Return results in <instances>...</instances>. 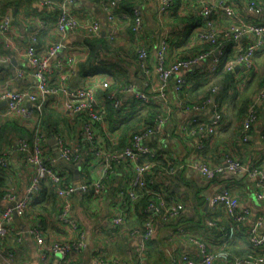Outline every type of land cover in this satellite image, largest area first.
Here are the masks:
<instances>
[{"label":"built area","instance_id":"obj_1","mask_svg":"<svg viewBox=\"0 0 264 264\" xmlns=\"http://www.w3.org/2000/svg\"><path fill=\"white\" fill-rule=\"evenodd\" d=\"M77 1L34 0L44 11L40 17L23 16L24 23L34 24L23 45L15 42L11 9L0 12V46L11 52L10 55L0 53V69L12 70L11 76H3V71L0 72V124L17 118L25 123L33 121L34 125L30 127L33 129L30 140L17 139L15 145L6 149L0 157V167L7 171L10 170L9 158L12 155L20 156L30 173L23 194L9 190L0 197V264H17L25 236L36 245L38 264H76L87 252V235L78 220L71 215L72 198L75 193L91 195L93 203H98L108 194L112 180L118 176L123 180L118 194L122 203L110 222L113 230L120 234L125 233L129 239L135 240L137 257L134 260L125 255L110 257L104 254V247L99 243L91 251L94 264H143L142 254L146 243L155 235L157 219L170 224L179 218L184 210L183 203H167V196L163 191L150 193L147 187L148 184H158L160 178L177 177L186 169L205 182L225 173L241 174L250 181L255 200L263 203L264 166L258 163L264 162V158L260 162L248 164L231 156L225 157L219 165H210L198 158L174 163L161 146L157 144V148L155 147L153 140H161L169 122L168 111L161 108L158 100L166 99L171 80L175 105L179 109L191 113H202L208 108L212 111L210 120L197 127L202 137L206 139L217 133L222 123L219 105L213 97L187 105L183 89L188 87V81L181 73L190 74L195 67L209 61L208 69L203 72L207 78L214 79L215 73L219 72H233L241 75L243 85L247 83L255 70L256 54L264 50V0H240L241 7L234 0H193L199 21L191 30L190 41L198 45L209 44L212 47L209 50L169 62V44L166 39L159 42L152 60L149 59V51L137 45L134 62L140 76L144 78L145 88L137 90L134 85L127 83L122 91L131 95L140 108L151 106L157 110V114L150 125H143L138 131L130 132L120 149H114L119 143L118 136L106 135L109 142L106 147L103 139L96 134V129L102 131L103 136L107 133L108 107L120 109L121 101L117 96L119 92L111 90L101 99L97 90H108L111 80L106 74L99 73L81 78L80 64L85 63L91 54L86 40L103 38L108 44H114L126 37L128 29L138 39L145 19L142 8L148 0H140L130 12L122 9L123 0H91L96 3L103 16L104 30L96 13L79 14L74 10ZM174 5L175 0H158L159 16L171 13ZM243 7L262 19L263 23L244 18L241 12ZM51 16L54 18L53 23L47 21ZM51 27L54 31L47 41V32ZM69 36L81 37V41L67 43ZM41 40L44 41L43 45H39ZM219 40L220 43L232 41L223 62L221 58L225 50L220 46ZM115 55L121 56L120 53ZM235 68H238L237 72ZM152 70L160 82L157 88H153L150 81ZM72 79L84 81L73 87L70 86ZM28 81L33 82L31 87L14 89L15 82L26 84ZM210 91L215 93L217 87H212ZM263 104L264 85L251 97L247 112L241 120L240 138L243 143L250 141L252 126L259 118V110ZM46 109L66 114L79 129L75 137L80 143L70 144L62 134V126L56 127L52 138L55 140L54 146L59 158L68 164L77 165L78 168L83 164L91 169L95 178L75 185L67 182L64 172L56 169L58 160L55 153L54 156L49 153L51 146L44 132ZM180 129L184 132L187 127ZM201 148L202 144H199V149ZM158 158L167 161V166L159 172L153 168ZM117 168L126 171H122L121 175ZM128 172L130 175H126ZM43 180L53 186L57 198V209L51 218L56 236L51 241L47 240V221L43 223L30 212L32 202L39 196ZM145 190L153 196L146 209L147 216L141 227L129 228L126 224L130 211L134 209L136 194ZM209 205L213 211L221 209L229 222L227 231L217 229L220 234L219 248L215 251L209 250L205 242L192 238L186 231L169 229L170 240L184 235L190 236L189 242L198 252L197 259H194L192 252L173 253L167 250L169 264H264V233L258 229L241 234L252 253L231 256L227 249L228 243L240 233L239 227L247 222L250 210L240 206L229 188L212 197ZM16 218L27 222L25 231L17 227ZM206 226L216 228V221L208 219ZM6 241L11 242L13 249L3 247Z\"/></svg>","mask_w":264,"mask_h":264},{"label":"crops","instance_id":"obj_2","mask_svg":"<svg viewBox=\"0 0 264 264\" xmlns=\"http://www.w3.org/2000/svg\"><path fill=\"white\" fill-rule=\"evenodd\" d=\"M139 2L140 0H126L127 9L131 3ZM240 5V0H234ZM242 4V3H241ZM128 5V6H127ZM13 14L15 20L13 22V31L15 33V41L17 44L26 43V37L33 29L34 24H26L22 21L24 15L28 16H41L43 15V9L39 7L34 0H19L18 3H12ZM241 7V5H240ZM98 6L91 0H78L74 5V10L79 14L85 12H94L102 24L104 30L105 22L103 16L98 10ZM143 15L145 16L143 26L138 35V39H135L133 33L129 30L126 37L119 42L111 44L113 47L121 49V56H101V66L97 73L106 74L111 80V86L108 90H97V94L101 99L111 90H118V98L121 101V107L119 110L109 108L107 133L103 136L102 131L96 129V134L99 138L103 139L108 145L106 135H116L123 143L126 141L128 134L123 131L122 123H129L133 126L134 117L142 114L139 107V103L129 94L124 93L123 87L130 83L135 86L137 90H143L144 78L139 74V70L134 62L135 49L137 45L145 47L149 51V59L152 60L159 42L166 39L169 46L167 50V60L169 62L176 58H185L192 55L195 52H199L203 49L198 44H194L190 41L191 30L198 23V10L195 2L192 0H175V5L171 13L163 16L158 14V0H148L145 6L142 8ZM241 12L244 18L247 20L263 23V20L250 13L246 9L241 8ZM101 14V15H100ZM225 23V21H224ZM76 38L69 36L66 40L67 43L76 42ZM231 48V47H230ZM224 51L221 62L227 58V52ZM117 50V49H116ZM264 51V50H263ZM110 54V53H109ZM255 64L258 76L261 79L264 78V52L255 56ZM209 61L205 64L197 66L193 69L192 73H181L188 81V84L198 79L208 69ZM152 66V64H151ZM150 66V67H151ZM152 69V67H151ZM105 72V73H102ZM232 87L228 89L227 85L219 82V90L224 87L227 88V95L219 94L215 95V102L218 103L219 109L222 114L221 127L217 133L209 138L204 139L201 132L198 130V124L208 122L211 118L212 111L210 108L202 113L183 112L175 105L174 93L171 89L173 80L169 83V88L166 92L165 100H158L161 108L168 111L169 122L165 129V135L160 141L153 140L155 147L157 144L168 153L174 163H180L190 158H198L210 165L222 164L224 158L231 156L242 163L248 164L250 162L261 161L264 158V104L259 110V118L252 126L251 139L247 143H243L240 138L241 120L240 113H238L239 106L242 99L250 95L257 89L258 82L253 79L254 83H251L245 94L241 95V75L233 74ZM83 78V77H81ZM251 78H253L251 76ZM250 78V80H251ZM104 79V78H102ZM84 80L72 79L70 86L76 87L81 85ZM99 81V80H98ZM150 81L153 88H157L160 82L152 70ZM221 81V80H220ZM97 82V81H96ZM225 83V82H224ZM33 82L28 81L26 84L15 82V90H23L31 87ZM257 85V86H256ZM231 86V85H230ZM235 89V90H234ZM155 94H158L155 92ZM163 106V107H162ZM110 107V106H109ZM49 108V107H48ZM48 111V112H47ZM45 127L44 132L48 136V139L52 138L54 132H51L52 123L56 127L62 126V134L70 144H78L80 140L75 137L78 132L76 123H73V119L63 114L61 111L45 110ZM21 124L27 127H33V121L25 123L24 121L13 118ZM122 120V121H121ZM55 121V122H54ZM60 123V124H59ZM144 122L135 125L134 131H138ZM186 126L187 130L181 131V127ZM126 135V136H125ZM15 143L16 140L12 139ZM118 143V144H119ZM199 144H202V148L199 149ZM13 146V145H11ZM10 148V147H9ZM51 155L54 156V151L50 147ZM264 166V162H260ZM10 173L9 180L13 190H17L19 194H23L24 188L27 185L30 177L29 168L23 163L22 159L18 155H12L9 158ZM57 170H64L67 176V182L74 183L75 185L84 183L86 180L95 178V175L91 173V169L85 167L83 164L77 170L65 169L62 166L55 164ZM60 168V169H58ZM118 174L122 175L123 168H117ZM95 172V171H94ZM126 175H130L128 172ZM159 184H163L169 190V193H173L174 202H181L184 204V210L182 215L172 223H163L159 219L156 221V231L154 238L152 239L151 246L142 254L143 264H167L168 260L165 256L166 250H171L173 253L178 252H192L194 259H197V249L189 242V237L203 241L208 244L211 250H216L220 244V237L218 231L215 229H209L206 226L208 219H213L218 224V227L227 231L228 220L223 214L221 209L212 210L209 205V200L220 194L224 189L229 188L234 199L239 202L242 208H248L250 214L247 222L239 227L240 233H237L232 240L231 250L237 254L243 253L248 247L247 241L244 240L243 234L248 233L251 229H258L261 233H264V202L258 203L251 191V183L245 176L241 174L232 175L231 173H225L222 176H217L212 181L205 182L201 180L196 174L189 169L184 170L177 175L176 178L167 179L160 178ZM123 184L122 177H117L112 180L110 189L105 198L98 202L93 203L90 196L75 193L72 198V212L71 215L75 217L81 228L87 235V252L80 258L76 264H94L91 256V251L99 243H102L104 247V254L108 256H122L134 260L137 257V248L134 239H129L126 234H120L113 230L111 225V219L117 214L121 206V198L118 195L119 190ZM49 208V205H47ZM47 217V240H53L56 236V231L51 223L52 210L46 211ZM44 213V214H45ZM140 209L135 208L130 211L128 216V223L130 225H137L141 218H139ZM15 223L17 227L25 231L27 228V222L16 218ZM133 227V226H132ZM169 229L184 230L190 236L186 235L176 237L174 240L168 238ZM98 230V231H97ZM100 232V233H98ZM11 245L10 241H6L3 247L9 249ZM167 255V251H166ZM38 254L36 251L35 243L27 236L24 237V244L19 252L17 264H38Z\"/></svg>","mask_w":264,"mask_h":264},{"label":"trees","instance_id":"obj_3","mask_svg":"<svg viewBox=\"0 0 264 264\" xmlns=\"http://www.w3.org/2000/svg\"><path fill=\"white\" fill-rule=\"evenodd\" d=\"M18 1L19 0H0V12L10 8L13 19L15 20V15L13 14V8L14 7L12 6V3L16 4V3H18ZM139 3H140V1L139 2L135 1L134 3H131L129 5V7L126 9L125 8L126 0H123L121 5H122V9L125 12H130L131 8L133 6L138 5ZM47 21L53 23L54 18L52 16L48 17ZM129 30L130 29H128V31ZM53 31H54V29H53V27H51L50 30L47 32V41L50 39V36L52 35ZM220 41L221 40H219V43H220ZM39 42H40L39 45L44 44L43 40H41ZM85 42L90 47L91 54H90L89 59L85 63L80 64V76L81 77L91 75V74L97 73L99 71L101 63H102V61L100 60L101 59L100 54H101L102 50H103L102 54L104 56H106V54H109L111 52H114V53L116 52V54H118V53H121V51H122L121 49H119L117 47L116 48H110L109 45H111V44L106 43L103 38L86 40ZM23 44H25V43H22V45ZM97 46H99V49H97ZM199 46H201L203 48L200 51H206V50H209L210 48H212L209 44H200ZM220 46H223V49L225 51H227L232 46V41H222L220 43ZM263 52L264 51L262 50V51L258 52L256 55L263 53ZM0 53L3 55H10L11 54L10 50H8V49L5 50L4 48H2V46H0ZM1 71H3V76H11V74H12L11 68H7L4 70L0 69V72ZM233 74H234L233 72L215 73L214 79L207 78V76L205 74H203L201 77L194 80L193 82L190 81V83L188 84V87L187 88L185 87L183 89V94H184L183 97H184L185 103L187 105H189L190 103L192 104V103L202 102L209 97L214 98L215 95L216 96L218 95V91H219V94L221 93L223 95L224 94L227 95V88L222 87L219 90V82L223 83L224 85H227L228 89H230V87H232V83H233V76H234ZM252 77L253 78H251V80H249L247 83H245L244 84L245 86H243V88H241L242 89L241 90L242 96L245 94L244 91H247L248 88L250 87L249 85L251 83H254L253 79L258 81V78H259L260 82H258V87H256L257 89L251 95L248 93L247 96H245L242 99L241 104H240L239 109H238V113H240V120H242V118L244 117V115L247 112V108H248V105L250 103L251 97L255 94V92L258 89H260L264 85V78L261 79V77L258 76V74H257L256 64H255V70L252 73ZM214 86L217 87V91L215 93H211L210 90ZM249 91H250V88H249ZM108 108H111V107H108ZM139 110L142 111V114H139L137 117L133 118L135 120L134 123L132 124L133 126H130L131 124H129V123H122V125L124 126L123 127L124 134H125V132H127L126 134L132 132L133 131L132 129H135V125L140 124V122H142V121L144 122L143 123L144 125H150L151 122L153 121V119L155 118L156 114H157V110L151 106L143 107ZM52 125H53V127H51V129H52L51 132L55 133L56 126L53 123H52ZM32 134H33L32 128L27 127L24 124H21L17 120L10 119V120H6V121L2 122L0 124V157L2 156L3 152L6 149H9V147L11 148L15 145V143L13 144L14 141L12 139L17 141V139H19V138H27L30 140L32 137ZM164 135H165V133H164ZM123 144H124L123 141H120V143L118 145L114 146V149H120L123 146ZM11 145H13V146H11ZM49 153L51 154L50 150H49ZM159 154L162 155L163 152H159ZM171 161L174 162L173 159H171ZM166 166H167V161L162 160L161 158H158V160L156 161L155 166L153 168H154V170L159 172L161 168L166 167ZM9 169H11V168L9 167ZM60 171L64 172V170L63 171L60 170ZM8 172H10V170L6 171L5 169L0 167V197L5 192H7L9 190H13V187H11V185L9 183L10 180H9V173ZM64 174H65V172H64ZM174 178H176V177H174ZM167 179H173V178H167ZM163 184L164 183H162V184L158 183V184H152V185L148 184L147 187L149 188L150 193L153 191L154 192L163 191V193H165L167 196L166 197L167 203L174 202V199H172L174 194L172 192L169 193V190L166 187H164ZM14 191H17V190H14ZM150 193H147L146 190L137 192V194H136L137 200L134 203V207L140 209L139 218H141V219L139 221V224H137V225H130L127 222V224H126L127 227L134 228V227H141L142 226L144 219L147 216V213H146L147 206L150 204L151 199L153 197L152 194H150ZM87 196H90V198H91V195H87ZM47 205H49V208L47 207ZM56 209H57V198H56V195L54 193V188L49 182L43 180L41 182V190L39 192V196L34 200V202H32L30 212L33 215L39 217V219H41V221L43 223H45L47 221L44 218V217H47V213H45V212L52 210V215H53V213L56 211ZM181 215L182 214H180V216ZM228 226H229V222H228ZM209 229L217 230V229H221V228H219L218 224L216 223V228H209ZM218 236L220 237L219 232H218ZM153 238H154V236L146 243V248H145L144 252L147 250V248L149 246H151ZM231 245H232V241L229 242L227 245V249L230 252L231 256H244V255L252 253V249L247 247L243 253L237 254L235 252H232ZM209 250H211V249L209 248ZM166 251H165V256L167 257ZM213 251H215V250H213ZM144 252H143V254H144ZM167 260H168V257H167ZM167 264H169V261Z\"/></svg>","mask_w":264,"mask_h":264},{"label":"water","instance_id":"obj_4","mask_svg":"<svg viewBox=\"0 0 264 264\" xmlns=\"http://www.w3.org/2000/svg\"><path fill=\"white\" fill-rule=\"evenodd\" d=\"M101 36L102 37L104 36V33L103 32H102ZM75 40L77 42H80L81 41V37H77ZM97 49H99V46H97ZM13 63H15V62L13 61ZM237 71H238V68H235V72H237ZM1 106H4V104H1ZM54 143H55V140L53 138H50L48 144L52 147V150L55 153V157L58 160V165L62 166L65 169L75 170L76 173H77V170H78V166L77 165L68 164L64 160H62V159L59 158V153L57 152V148L54 146Z\"/></svg>","mask_w":264,"mask_h":264},{"label":"rangeland","instance_id":"obj_5","mask_svg":"<svg viewBox=\"0 0 264 264\" xmlns=\"http://www.w3.org/2000/svg\"><path fill=\"white\" fill-rule=\"evenodd\" d=\"M104 41L106 42V40L104 39ZM107 43V42H106ZM109 47L110 48H115V47H113L112 45H109ZM101 53H103V51L101 52ZM116 54V52L114 53V52H111L110 54H108V57H110V56H117V55H115ZM102 73H105V72H102ZM101 74V73H100ZM59 130V129H58ZM58 169H60V168H58ZM66 178H67V176H66V173H65V175H64ZM1 244V243H0ZM4 244H5V242H4ZM10 248L11 249H13V245L11 244L10 245ZM17 253H18V251H16Z\"/></svg>","mask_w":264,"mask_h":264}]
</instances>
